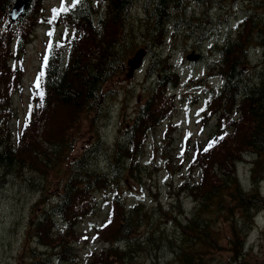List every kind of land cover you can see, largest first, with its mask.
I'll list each match as a JSON object with an SVG mask.
<instances>
[{
	"label": "trees",
	"instance_id": "obj_1",
	"mask_svg": "<svg viewBox=\"0 0 264 264\" xmlns=\"http://www.w3.org/2000/svg\"><path fill=\"white\" fill-rule=\"evenodd\" d=\"M14 1L0 0V187L14 180L38 194L51 193L27 220L19 264H144V258L152 261L149 264H227L217 255L220 217L230 222L238 242L233 258L243 264L245 236L257 211L264 209V0H251L258 9L247 10L233 28L223 3L235 0H81L75 8L72 2L64 5L69 11L55 21L65 27L48 42L47 66L43 60L38 69V75L44 72L43 101L33 86L20 129L12 126V96L22 83L17 60L42 8L40 0H32L26 13L12 22ZM197 5L205 9L197 12ZM212 7L223 11L218 20L211 16ZM227 26L229 30L213 40L215 52L208 60L213 80L204 106L208 116H217L220 131L197 147L198 174L180 187L196 198L194 205L187 211L176 191L171 207L164 209L157 200V209H149L143 202L126 204L113 190L108 219L96 227L97 236L107 243L82 259L73 240L78 236L77 212L95 207L97 191L107 195L106 189H115L128 175L141 180L152 172L143 158L147 131L170 114L175 101L169 90L180 79L173 48L160 50L164 38L177 31L203 53L201 43L209 41L214 27L221 32ZM253 45L263 54L250 69ZM141 46L157 47L146 68L156 79L147 86L130 124L109 143L99 130L111 114L106 84L126 69L127 57ZM238 111L236 118L233 112ZM85 121L93 139L74 155ZM244 152L252 158L248 190L236 171V160ZM234 207L239 215L232 212ZM154 216L158 218L153 224ZM163 216L172 227H160ZM141 227L146 228L143 236L138 234Z\"/></svg>",
	"mask_w": 264,
	"mask_h": 264
},
{
	"label": "rangeland",
	"instance_id": "obj_2",
	"mask_svg": "<svg viewBox=\"0 0 264 264\" xmlns=\"http://www.w3.org/2000/svg\"><path fill=\"white\" fill-rule=\"evenodd\" d=\"M40 1L42 8L38 13L40 19L29 37L22 59L20 62L17 60L21 67L18 66L20 73L22 71V83L20 90L14 91L12 96V107L15 109L12 126L15 129H20L25 119L28 96L35 85L38 69L46 55L47 44L51 39L57 38V34H60L65 27L62 22L56 23L55 20H52L53 9H59L62 3L63 6H66L72 2V0ZM223 4L228 13L230 12L228 17L231 19L232 28L236 26L240 17L246 15L247 10L258 9L256 3L251 0H235L233 3L224 1ZM195 8H197V12L205 9L199 5ZM138 12L136 9L135 14ZM221 14H223L222 9L212 8L211 16L216 20ZM228 28V26L227 28L223 27L220 32L217 27H214L209 34V41L201 43V48L205 50L201 59L187 58L189 53L201 51L199 48L193 47V40L185 35H180L181 33L175 31V34L169 32L164 38V44L160 50H164L166 53L173 48V62L179 71L180 79L178 84L169 90V97L175 101L170 114L160 124L158 122L147 131L149 136L143 158L152 172L150 176L145 175L141 180L128 175L115 189H106L107 195L101 190L97 191L96 202L93 205L95 207L87 211L80 209L77 212L79 218L76 220L74 229L78 236L73 240L76 242L82 259L88 258L92 252L100 251L107 243L105 238L97 236L96 227L108 219L109 204L115 198L113 190L117 191L120 200L125 201L126 204L143 202L149 209H157V200L162 208L171 207L173 199L177 196L176 191L180 193L179 197L187 211L194 205L196 198L187 192L188 190L183 191L180 187L186 180H195L192 177L198 174L194 164L196 152L199 149L197 147H202L203 143H206L210 137L216 136L220 131L217 116L215 114L208 116L204 106L210 94L209 88L212 86L213 80V77L210 76V63H208V60H211V55L215 52V49H212L213 40L220 39L222 33L229 30ZM256 46L253 45L249 50L248 66L250 69L256 68L255 66L263 54L262 48ZM141 47L146 49L142 65L136 69L128 65L123 72L111 78L106 84V90L110 94L109 109H111V114L108 119L99 124V130L109 143H113L120 130L130 124L139 104L145 99L147 86L155 82L156 77L153 74L148 75L146 68L148 62L155 55L157 47H152V50L145 46ZM138 49H135V52L127 57V61L132 59ZM240 112H233V115L237 114L236 118H239ZM232 131H235V126ZM81 132L83 136L77 141L74 155L80 154L93 139V130L89 121L84 122ZM164 152L166 155L169 152V156L167 157ZM251 159L248 153L244 152L242 157L236 160V171L240 181L248 189L252 188ZM261 184L264 189V180ZM50 196L51 193L48 192L45 195H42L41 192L38 194L34 188L21 181L11 180L0 187V264L20 263V249L26 242L27 220L39 212L42 198L47 200ZM232 212L235 215L241 213L237 207H234ZM157 218L158 216L153 217V224ZM218 221L221 244V248L217 252L218 257L227 264H242L241 261L233 258L237 255L233 248L238 242L233 235L230 222L223 217H220ZM159 224L160 227H167L171 226V221L163 216ZM145 232L146 228L141 227L138 234L143 236ZM243 246V251H246L243 264H264V209L253 221V226L248 229ZM144 261V264L152 262H146L147 258H144Z\"/></svg>",
	"mask_w": 264,
	"mask_h": 264
},
{
	"label": "water",
	"instance_id": "obj_3",
	"mask_svg": "<svg viewBox=\"0 0 264 264\" xmlns=\"http://www.w3.org/2000/svg\"><path fill=\"white\" fill-rule=\"evenodd\" d=\"M31 3L32 0H15L9 12V17L11 21H16L21 16H23L26 13ZM145 54L146 51L144 48L138 49L135 55L129 61L130 67L133 69L139 68L142 65ZM197 56H198L197 53L191 52L187 55V58L196 59Z\"/></svg>",
	"mask_w": 264,
	"mask_h": 264
},
{
	"label": "snow or ice",
	"instance_id": "obj_4",
	"mask_svg": "<svg viewBox=\"0 0 264 264\" xmlns=\"http://www.w3.org/2000/svg\"><path fill=\"white\" fill-rule=\"evenodd\" d=\"M79 3H81V0H72L71 7L75 8L76 5L79 4ZM67 11H69V8L64 7L63 3H62V6H61L60 9H54L53 10V12H54L53 20H55L57 18V16H59V14L61 12H67ZM49 35H51V33H49ZM50 47H51V45H50ZM47 63H48V59H47V57H45V59H44V66L45 67L47 66ZM43 76H44V72L41 71V73L37 76V79H36V82H35V85H34L38 89V93L37 94L40 96L41 101H43V97H44V92L42 90H40L41 89V80H42ZM220 139H223V137H220ZM208 147L209 148L212 147V144L210 143ZM207 150H208V148L205 149V151H207Z\"/></svg>",
	"mask_w": 264,
	"mask_h": 264
}]
</instances>
